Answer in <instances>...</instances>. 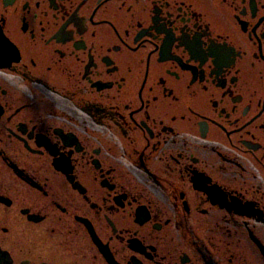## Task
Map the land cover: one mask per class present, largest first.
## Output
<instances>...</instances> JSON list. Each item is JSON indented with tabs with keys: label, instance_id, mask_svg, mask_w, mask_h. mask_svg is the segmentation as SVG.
Listing matches in <instances>:
<instances>
[{
	"label": "flooded vegetation",
	"instance_id": "af4514ba",
	"mask_svg": "<svg viewBox=\"0 0 264 264\" xmlns=\"http://www.w3.org/2000/svg\"><path fill=\"white\" fill-rule=\"evenodd\" d=\"M0 264H264V0H0Z\"/></svg>",
	"mask_w": 264,
	"mask_h": 264
},
{
	"label": "water",
	"instance_id": "95a60500",
	"mask_svg": "<svg viewBox=\"0 0 264 264\" xmlns=\"http://www.w3.org/2000/svg\"><path fill=\"white\" fill-rule=\"evenodd\" d=\"M100 246H102V245L100 244Z\"/></svg>",
	"mask_w": 264,
	"mask_h": 264
}]
</instances>
